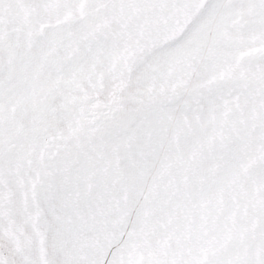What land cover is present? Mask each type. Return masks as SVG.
<instances>
[{
  "label": "rangeland",
  "instance_id": "obj_1",
  "mask_svg": "<svg viewBox=\"0 0 264 264\" xmlns=\"http://www.w3.org/2000/svg\"><path fill=\"white\" fill-rule=\"evenodd\" d=\"M208 3L0 0V264H264V0Z\"/></svg>",
  "mask_w": 264,
  "mask_h": 264
},
{
  "label": "snow or ice",
  "instance_id": "obj_2",
  "mask_svg": "<svg viewBox=\"0 0 264 264\" xmlns=\"http://www.w3.org/2000/svg\"><path fill=\"white\" fill-rule=\"evenodd\" d=\"M167 3L170 7H175L177 10L187 9L191 12L196 9H202L199 16L193 19L191 23H187V19H184L183 23H187V28L184 30L185 35L194 33V31L197 30V26L201 24V21L215 12L216 7L213 3L202 5L201 0H167ZM176 27H183L179 15L172 16L165 24L159 22L149 23L146 28L142 30L141 35L136 36L135 39L129 43V54L135 53L138 48L150 46L155 42L159 34L167 32L168 30H174ZM191 43L195 46L198 41L194 38ZM220 74L223 75V72ZM97 264H102V262L97 261Z\"/></svg>",
  "mask_w": 264,
  "mask_h": 264
},
{
  "label": "trees",
  "instance_id": "obj_3",
  "mask_svg": "<svg viewBox=\"0 0 264 264\" xmlns=\"http://www.w3.org/2000/svg\"><path fill=\"white\" fill-rule=\"evenodd\" d=\"M121 91L122 86L118 85L111 90L106 100H102L98 95L92 94L73 98L70 100V103L76 106L80 118L85 122L96 124L100 122L99 119L105 118L108 113L113 111L114 107L119 105V102L122 100ZM96 103L101 105L100 109L97 108L98 105Z\"/></svg>",
  "mask_w": 264,
  "mask_h": 264
}]
</instances>
